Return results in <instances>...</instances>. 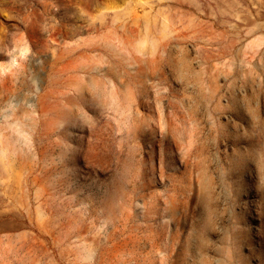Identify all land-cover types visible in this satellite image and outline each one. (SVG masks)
<instances>
[{"label": "rangeland", "instance_id": "374dc122", "mask_svg": "<svg viewBox=\"0 0 264 264\" xmlns=\"http://www.w3.org/2000/svg\"><path fill=\"white\" fill-rule=\"evenodd\" d=\"M0 264H264V0H0Z\"/></svg>", "mask_w": 264, "mask_h": 264}]
</instances>
